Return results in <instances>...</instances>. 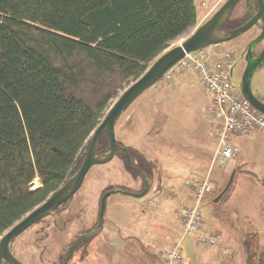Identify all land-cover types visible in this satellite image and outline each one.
Segmentation results:
<instances>
[{"label": "trees", "instance_id": "1", "mask_svg": "<svg viewBox=\"0 0 264 264\" xmlns=\"http://www.w3.org/2000/svg\"><path fill=\"white\" fill-rule=\"evenodd\" d=\"M197 23L196 0H0V238L77 171L121 90ZM248 250L260 264L259 243Z\"/></svg>", "mask_w": 264, "mask_h": 264}, {"label": "rangeland", "instance_id": "2", "mask_svg": "<svg viewBox=\"0 0 264 264\" xmlns=\"http://www.w3.org/2000/svg\"><path fill=\"white\" fill-rule=\"evenodd\" d=\"M225 1L226 0H196L199 12L208 10V14H206L204 19L198 21L195 28L185 34L182 38L173 42L169 49L181 45L185 39L189 37L201 24L208 20L225 3ZM244 2L245 1L242 0L236 6L231 15L232 19H238L244 15ZM257 31V28H253L245 35H241L228 43L222 44L223 46L217 48L210 46L204 50L205 53L216 57L221 56L224 51L231 50L234 52L236 67L234 69L233 83L235 91L237 92H239V83L247 64L244 54L241 53L240 55V52L244 48L246 42L257 34ZM133 82L134 81H132L129 85ZM129 85L121 90L120 94H122ZM252 86L255 94H259L264 97V66L260 67L256 71ZM157 87H163V89L167 91L166 93L168 95L166 97V104H168L169 100L172 101L170 109H168L170 115L169 120H167V114H165V112L167 113V105L165 103L159 104L157 102V96H162V94H157V90H155ZM163 89L161 88L162 92H164ZM170 92L171 95H169ZM208 93L209 91L206 90L204 86H201V77L192 70L186 71L182 75L178 74V76H175L170 83L159 81L155 86L151 87L143 95H141L117 120V140L123 145L131 148L136 153H139L150 160V157L153 158L155 156L153 152L155 146H163L165 148L170 144L168 139H162L160 134L162 133V130L167 127V122L179 123V116L182 117L181 123L179 124L182 125L180 128L182 129V132L185 133L186 131H193L195 127L199 125H201L202 128L205 125L206 128L209 127L208 121L213 119L210 111V104L204 111ZM117 98L113 101V103L117 100ZM205 114L208 115L207 119L205 118ZM212 124L213 126L215 125L214 123ZM216 126L217 129L213 132L214 135L212 136V132L207 135H209L210 138H214L213 140H215L214 142L216 143L215 155L219 157L220 155L217 154L218 140L216 137V133L218 132L217 122ZM170 129L178 130L179 128L171 124ZM158 133L159 136L157 135ZM261 133H264V131L254 135L256 136ZM104 138L107 139L109 144L107 136H104ZM244 141L245 140L243 139L240 141L237 140L236 143H238V146L241 147ZM186 142L188 144L191 143L190 141ZM254 145L261 149L256 152V155L258 158H261V161L250 165V167H248L247 163L239 162L237 164V168L235 170H231L230 174H228L227 181L223 187L224 189L232 172L235 171L236 176L233 181L234 186L231 185L233 186V191L228 198L224 201L222 200L219 203H216L218 206L209 203L203 205L201 209L202 220H205L207 224L214 225V220L212 219L213 216L216 215H218L225 224L223 227L225 230L223 228L219 229V231H222L223 233L222 235L219 233L218 238L221 240L222 246L224 245V238H230V242L235 246V249H227L226 253L228 255L229 262H226V264H249L250 252L248 250V245L251 250L254 251L256 242L259 243L260 247V264H264V183L263 181H260V183H254L253 185L250 183L249 185H246L244 182L240 181L242 177L241 174L246 173V170L244 169L247 168L257 172L261 177H264V141L258 140ZM87 148L88 145L85 150H87ZM100 153L104 152L100 151ZM238 157L239 154L233 157V164L237 162ZM191 162L193 161H183L181 162V167L186 170H196L198 166L196 164H192ZM133 163L130 164L133 169L137 171L136 169H139V166L136 165L137 162L135 163V166ZM223 164L226 165L220 161L217 163L215 162V167L213 166V168L218 170V168L223 166ZM230 164L231 163H229L228 166H230ZM177 165L180 166V162L177 163ZM151 169L153 172V184L150 192L142 198H135L125 194H112L107 201L105 223L103 227L99 230L97 235L85 240L83 244L78 246L68 264H110L109 258H107V229L110 227L109 221L107 222V215L110 216L109 213L111 205L115 202L116 207H114V209L116 208L118 211H122L123 213H139L145 209L152 210L150 209V205L154 201L148 200V198L152 195L151 191L157 183V171H154L156 169L153 165L151 166ZM249 174L252 175V177H255L253 173L249 172ZM212 176L213 175H211L210 178ZM141 184H143L144 187L143 178L131 173V171L127 169L122 154L120 151H117L116 156L109 163L96 165L91 168L83 186L75 194L67 207H63L59 213L51 215L42 220L40 223L32 226L29 230H27V232L17 238L14 243L15 254L26 264H61L62 257L71 243L80 234L88 233L96 227L99 220L101 197L105 190L108 191L112 188H122L132 192H139L142 187ZM40 185V180L37 178L31 186L33 189H36L40 187ZM216 188L217 185L212 192ZM223 189L218 193V195L223 191ZM234 193H236L238 198H241V207L239 209L231 208L229 210V208L227 209V206L224 205ZM209 194L210 193H208L205 198ZM253 204H255L254 208ZM147 205H149V207ZM215 210H217L216 213ZM171 220L172 218L169 217L170 222ZM147 228L150 232L146 234L147 236L143 233L145 240L147 241V239L155 237V246H152V249L150 250V253H152L153 250H165L166 247H163L172 242L173 238L176 237L179 227L177 229L173 226L165 227L166 229L164 232L157 237L156 234H154V231L157 229L149 226ZM216 228L218 229V227ZM166 231L170 233L168 234ZM209 231L216 232L213 230ZM190 237H192V235H187L185 238L189 240ZM166 238L168 240V244L166 243ZM220 244L213 245L216 251H218ZM200 245L203 247H211V245L207 244ZM133 248H137L138 250V247L135 245ZM128 251L130 252L128 253L126 261L124 260V262L120 264H153L155 261H162L159 256L156 258L151 254L142 255L141 253L134 252L137 254V256H135L131 253L132 250L129 249ZM190 254V260L193 264L194 260H196L195 253L192 252Z\"/></svg>", "mask_w": 264, "mask_h": 264}, {"label": "crops", "instance_id": "3", "mask_svg": "<svg viewBox=\"0 0 264 264\" xmlns=\"http://www.w3.org/2000/svg\"><path fill=\"white\" fill-rule=\"evenodd\" d=\"M197 10L198 21H201L204 19L206 14H208V10L199 12L198 7ZM220 46L223 45L221 44L219 46L212 47L217 48ZM218 58L219 57L213 56L212 59L217 60ZM201 86H203L202 83ZM161 88L163 89V87ZM161 88L157 87L155 89L157 90V94H162V96L156 95L158 97L157 102L159 104H166V97L168 94L164 89V92H162ZM169 95H171V92ZM206 99L207 102L206 106L204 107V111L207 109L209 104L211 106L213 101V96L210 92L208 93ZM171 102L172 101L169 100L168 104H166L167 113L165 112V114H167V120L170 119L168 109H170ZM205 116L207 119L208 115L205 114ZM181 120L182 117L179 116V123H181ZM208 122V128H206V125L203 128L201 125H199L195 127L193 131H186V133L182 132V129L180 128L182 127L181 124L170 122L166 123L167 127L164 128L160 134L161 138L168 139L170 144L165 148L163 146H155L153 151L155 156L153 154L154 157H150V160L156 169L154 171H157V183L151 191L152 195H150L148 198V200L154 201L150 205V209L152 210L145 209L139 213H123L122 211H118L116 208L114 209L116 204L113 202L109 213L110 216L107 215V222L109 221L110 225V227L107 229V258H109L110 264H120L123 263L124 260L126 261L128 253L130 252L128 251L129 249L132 251L134 249V251H131V253L135 256H137V254L134 252H137L141 253L142 255L151 254L157 258L160 251H168L173 245L177 243H180L183 247L184 259L181 264H192L190 260V253L192 252L195 253L196 257V260H194L193 264H226V262H229L226 251L227 249H235V246L230 242V238L223 239L224 245L222 246L221 243L218 251H216L213 246H201L200 243L197 242L196 235H192V237H190L188 240L185 238L187 236L184 233V214L186 209L193 204L192 192L195 185L200 181H203V179H208L212 182L214 188L217 185V188L213 192L211 191L212 193L210 192V194L204 199L202 206L209 203L216 205V203H214V199L223 189L230 171L233 169L235 170L239 162L247 163L248 167H250V165L259 163L261 161V158H258L256 155V152L261 149H259V147L255 146L254 144L258 140L264 141V133L242 138L245 141L240 147L241 151L239 153L237 162L233 164L234 158L225 160L221 156L217 157L215 155V140H213V137H211V139L207 134L212 132L213 136V132L215 129H217V126L214 118ZM212 123L215 125L213 126ZM171 124L177 126L179 129L171 130ZM157 135L159 136V133ZM186 141H190L191 143L188 144ZM186 160H192L193 162L191 163L196 164L198 168L194 171L182 168L181 162ZM218 161L225 163L226 165L223 164V166L216 170L213 168V166L215 162L217 163ZM179 162L180 166L177 165ZM229 163H231L230 166H228ZM244 170H246V173L241 174L242 177L240 181L244 182L246 185H249L250 183L253 185L254 183H260V181L264 180V177H261L257 172L252 171L249 168ZM249 172L253 173L255 177H252ZM211 175L213 176L210 178ZM141 186L142 190L143 184H141ZM248 191L250 192L249 189ZM240 201L241 198H238L236 193H234L224 206H227L226 208H229V210L231 208L239 209L241 207ZM147 206L149 207V205ZM254 207L255 204H253V208ZM216 211L217 210H215V213ZM169 217L172 218L171 222L169 221ZM212 220H214V225L207 224L205 220L203 221L202 227L200 229L201 232L206 233L209 230H213L218 232V234L221 233L222 235L223 232L219 231V229H222L225 224L218 215L213 216ZM148 226L158 230L154 231L156 237L164 232L166 229L165 227L173 226L176 229L178 227L179 228L176 237L173 238L172 242L168 244V240L166 238V243L168 245L163 247H166L165 250H153L152 253H150L152 246H155V237L147 239V241L145 240L143 233L146 235L150 232L147 228ZM216 227H218V229ZM166 233L169 234L170 232L166 231ZM134 245L138 247V250L137 248H133ZM153 264H163V262L155 261Z\"/></svg>", "mask_w": 264, "mask_h": 264}, {"label": "water", "instance_id": "4", "mask_svg": "<svg viewBox=\"0 0 264 264\" xmlns=\"http://www.w3.org/2000/svg\"><path fill=\"white\" fill-rule=\"evenodd\" d=\"M242 0H226L225 3L203 24H201L185 41L178 46L166 50L149 66L143 75L129 85L117 100L112 104L103 120L93 132L88 148L82 154V163L77 171L69 177L65 183L54 191L43 203L16 222L0 238V262L6 259L10 264H23L16 258L11 250L13 241L34 224L47 216L57 213L60 207H67L75 194L83 186L86 177L93 166L107 164L114 159L117 151H123L128 156L130 163L132 155L126 145L119 143L116 137V123L121 115L148 89L155 86L164 74L179 60L188 53L198 52L210 46L228 43L233 39L246 33L253 26L257 25L261 19L263 22L262 32L248 46L246 53V67L239 83L241 95L247 99L252 106L264 114V101L254 93L252 82L258 68L264 66V49L256 57L253 56L252 49L259 42L264 40V0H257L258 10L253 17L239 28L219 33V29L224 21L231 15L233 10ZM107 136L109 146L107 151L99 153L102 139ZM144 181V189L139 192H132L122 188H112L105 191L101 197L99 220L96 227L74 240L66 251L62 264H68L77 247L86 239L92 238L99 233L105 223V213L107 201L112 194H125L135 198L145 197L151 190L153 179L138 168ZM236 172L233 171L230 179L223 191L214 199V203H219L227 191L230 189L235 179Z\"/></svg>", "mask_w": 264, "mask_h": 264}, {"label": "built area", "instance_id": "5", "mask_svg": "<svg viewBox=\"0 0 264 264\" xmlns=\"http://www.w3.org/2000/svg\"><path fill=\"white\" fill-rule=\"evenodd\" d=\"M212 58L213 56L205 53L204 50L188 53L164 74L161 81L170 83L175 76L189 70L201 77L202 85L213 96L210 111L218 125L217 154L228 160L241 151L236 143L237 140L264 131V114L235 91L234 53L226 51L217 60ZM213 189L212 182L208 179L196 184L192 195L193 204L186 209L183 218L185 235H196L200 244L221 243L217 233L212 231L203 233L200 230L203 222L202 202ZM158 256L164 264H181L184 259L183 247L177 243L168 251H160Z\"/></svg>", "mask_w": 264, "mask_h": 264}, {"label": "flooded vegetation", "instance_id": "6", "mask_svg": "<svg viewBox=\"0 0 264 264\" xmlns=\"http://www.w3.org/2000/svg\"><path fill=\"white\" fill-rule=\"evenodd\" d=\"M245 2V7H244V15L243 16H241V17H239L238 19H244L243 20V22H240L239 24L237 23L236 24V26H231V25H229L228 23H223L222 24V26L220 27V29H219V33H223V32H226V31H228V30H233V29H236V28H239V27H241L242 25H244L247 21H249L252 17H253V15L257 12V10H258V3H257V0H244ZM252 1H253V3H254V5L252 4ZM250 5H253V9H251V6ZM234 11V10H233ZM233 13V12H232ZM232 13H231V15H232ZM231 15L229 16V18L228 19H230L231 21L232 20H236L237 18H234V19H232L231 18ZM262 27H263V22H262V20L260 19L259 20V22H258V24L257 25H255V26H253L251 29H249L246 33H248V32H250L253 28H257L258 29V31H257V34L255 35V36H253L252 38H250L247 42H246V44L244 45V48L241 50V52H240V55H241V53L242 54H244V56H245V58H246V53H247V48H248V46H249V44L257 37V36H259L260 34H261V32H262ZM246 33H244V34H242V35H245ZM238 38V37H237ZM234 40V39H233ZM263 49H264V40L263 41H261V42H259L258 44H256L254 47H253V49H252V53H253V56L254 57H256V56H258L262 51H263ZM259 69V68H258ZM257 95V97L258 98H260L261 100H263L264 101V97H262L261 95H259V94H256ZM107 150H105V151H103V152H106ZM100 153V152H99ZM63 208V206L62 207H60L59 209H58V211H57V213H59V211L61 210ZM51 216V215H50ZM47 217H49V216H47ZM47 217H45V218H47ZM44 218V219H45ZM44 219H42V220H44ZM42 220H40L39 222H37L36 224H38V223H40ZM36 224H34V225H36ZM33 225V226H34ZM31 228V227H30ZM29 228V229H30ZM29 229H27V230H29ZM27 230L25 231V232H27ZM25 232H23V233H25ZM22 233V234H23ZM21 234V235H22ZM85 234V233H84ZM20 235V236H21ZM80 235H82V234H80ZM79 235V236H80ZM78 236V237H79ZM19 237V236H18ZM17 237V238H18ZM77 237V238H78ZM17 238L13 241V243H12V246H11V250H12V253H13V255L16 257V258H18L23 264H26L21 258H19L16 254H15V252H14V243L16 242V240H17ZM88 239H90V238H88ZM88 239H86V240H88ZM74 242V241H73ZM72 242V243H73ZM85 242V240L81 243V244H83ZM71 243V244H72ZM80 244V245H81ZM79 245V246H80ZM70 247V246H69ZM68 247V248H69ZM78 248V247H77ZM68 250V249H67ZM66 250V251H67ZM76 251V250H75ZM66 253V252H65ZM65 255V254H64ZM64 255H63V257H62V261H61V264H62V262H63V258H64ZM71 259V258H70ZM0 264H10V262L8 261V260H6V259H2L1 260V262H0Z\"/></svg>", "mask_w": 264, "mask_h": 264}]
</instances>
